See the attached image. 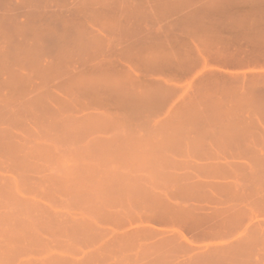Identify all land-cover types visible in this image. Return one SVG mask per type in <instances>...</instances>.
I'll use <instances>...</instances> for the list:
<instances>
[{
	"label": "rangeland",
	"instance_id": "374dc122",
	"mask_svg": "<svg viewBox=\"0 0 264 264\" xmlns=\"http://www.w3.org/2000/svg\"><path fill=\"white\" fill-rule=\"evenodd\" d=\"M191 2L0 0V264H264V159L151 190L114 153L136 51Z\"/></svg>",
	"mask_w": 264,
	"mask_h": 264
},
{
	"label": "crops",
	"instance_id": "0c3cea01",
	"mask_svg": "<svg viewBox=\"0 0 264 264\" xmlns=\"http://www.w3.org/2000/svg\"><path fill=\"white\" fill-rule=\"evenodd\" d=\"M191 1L155 15L130 81L136 122L112 138L151 190L168 179H227L226 165L264 159V0ZM183 164L213 170L179 176Z\"/></svg>",
	"mask_w": 264,
	"mask_h": 264
},
{
	"label": "bare ground",
	"instance_id": "6f19581e",
	"mask_svg": "<svg viewBox=\"0 0 264 264\" xmlns=\"http://www.w3.org/2000/svg\"><path fill=\"white\" fill-rule=\"evenodd\" d=\"M164 215V214H163ZM162 216V215H161ZM166 217V216H165ZM149 218H151V217H149ZM168 218V217H167ZM153 219V218H152ZM155 219V218H154Z\"/></svg>",
	"mask_w": 264,
	"mask_h": 264
}]
</instances>
